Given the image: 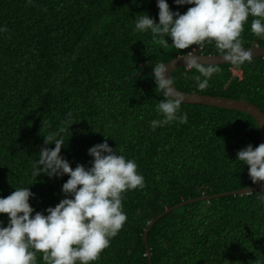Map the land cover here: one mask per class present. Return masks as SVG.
<instances>
[{"label": "trees", "instance_id": "16d2710c", "mask_svg": "<svg viewBox=\"0 0 264 264\" xmlns=\"http://www.w3.org/2000/svg\"><path fill=\"white\" fill-rule=\"evenodd\" d=\"M168 3L182 14L191 7ZM145 12L159 22L157 0H0V27L7 28L0 33V196L27 186L36 211L59 203L68 175L36 176L33 163L42 147H55L44 144V135L70 123L61 134V155L73 168L89 167L88 149L107 139L136 161L145 179L143 189L123 194L127 220L93 264H149L143 236L167 208L255 185L248 166L236 160L239 150L260 144L252 115L183 103L187 123L150 127L161 119L156 105L163 99L155 91L154 64L197 46L176 49L166 37L163 47L150 31H135L134 19ZM241 38L245 48L264 45L251 32V17ZM200 46L205 54H220L214 44ZM216 66L221 71L204 91L192 78L195 70L181 67L172 78L181 90L247 100L264 111V56L240 67ZM261 195L205 199L166 214L148 234L153 264H261ZM0 221L7 226V214Z\"/></svg>", "mask_w": 264, "mask_h": 264}, {"label": "clouds", "instance_id": "9594fccd", "mask_svg": "<svg viewBox=\"0 0 264 264\" xmlns=\"http://www.w3.org/2000/svg\"><path fill=\"white\" fill-rule=\"evenodd\" d=\"M174 3L191 7L182 14L173 11L168 0H157L159 22L142 13L134 19L135 31H150L163 47L169 45L166 37H170L172 46L180 50L214 44L224 60L235 67L252 62L253 50L244 47L241 34L251 17V32L264 39V0H174ZM6 31V26L0 27V33ZM179 59L189 72L199 73L192 77L199 91L206 90L213 75L221 71L215 64L201 63V58L192 51ZM153 77L155 91L163 99L156 105L161 119L150 122L152 130L172 122L187 123L188 114L181 111L185 97L175 89L168 64H154ZM71 124L57 133L44 135V144L55 147H42L39 159L33 163L36 176L68 175L59 203L43 212L36 211L29 202L35 193L27 186L15 187L7 197L0 196V214L8 217L7 226L0 221V264H38L37 253L42 254L43 264H93L127 220L123 194L145 187L136 161L111 147L107 139L88 149L93 158L89 167L78 163L73 168L61 155L65 145L61 134ZM236 160L248 166L253 184L264 182V143L255 147L248 144L237 152Z\"/></svg>", "mask_w": 264, "mask_h": 264}, {"label": "water", "instance_id": "95a60500", "mask_svg": "<svg viewBox=\"0 0 264 264\" xmlns=\"http://www.w3.org/2000/svg\"><path fill=\"white\" fill-rule=\"evenodd\" d=\"M247 48L253 50V58L264 56V45H256L254 47H247ZM193 52H195L201 58L200 59L201 63L215 64V65L228 64V62L224 60L221 54L203 53L201 46H197V49ZM185 55L177 56L171 59L170 61L165 62L168 64L169 75L171 74V77H172L173 72L176 69H179L181 67H186L183 60L179 59L180 57H183ZM175 89L184 95L185 100L183 103L204 104V105L215 106V107H220V108H225V109H230V110H239V111H243V112H246L252 115L258 124L260 143H264V111L256 103L243 100V99H236V98H230V97L219 96V95L201 94L195 91L188 92V91L179 89L176 85H175ZM257 190H259L262 193V195H264V182L257 183L254 186L244 188V189L216 193L212 195H203L198 198H191L188 200H184L177 205L167 208L164 212H162L160 215H158L156 218H154L149 223V226L146 228L144 236H143V239H144V242L147 248L149 264H153V261H152V249L148 242V234L150 230L152 229V227L157 223V221L160 220L162 217H164L166 214L170 213L173 210H176L177 208L181 206H184L189 203L196 202V201L205 200V199L210 200L213 198L229 196V195H240V194L243 195V194L251 193Z\"/></svg>", "mask_w": 264, "mask_h": 264}]
</instances>
